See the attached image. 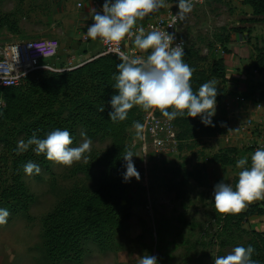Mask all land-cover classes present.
I'll list each match as a JSON object with an SVG mask.
<instances>
[{"label": "rangeland", "instance_id": "374dc122", "mask_svg": "<svg viewBox=\"0 0 264 264\" xmlns=\"http://www.w3.org/2000/svg\"><path fill=\"white\" fill-rule=\"evenodd\" d=\"M56 1L0 0V14L16 13L19 19L18 31L0 28V46L53 38L59 40L61 47L57 59L46 60L50 65L63 57L74 54L79 57L81 43L90 41H81L78 37V12L82 9L76 8V0H59L58 5ZM235 1L207 4L204 0H193L192 12L186 14L179 26L188 48L203 58L201 66L208 67L225 58L229 77L223 83L218 81V85L230 86L233 98L239 95L236 87L243 82L241 69L235 62L245 59L248 65L254 50L248 36L246 41L235 42L237 46L229 48L232 33L229 29L239 24L244 13ZM176 3L177 0H164V7L143 19L150 21L168 11H178ZM256 26L264 32V25H255V30ZM33 32L39 34L29 35ZM77 63L75 60L72 64ZM247 65H242V68ZM39 71L46 70L40 68ZM235 89L236 93L233 92ZM223 107L226 109V105L220 107L217 104L216 114H220ZM78 132V140L72 146H78L86 138L91 139L87 135L81 136L84 129L80 128ZM91 141V151L85 153L87 162L82 159L69 167L50 161V169L41 168L39 174L24 177L34 203L29 217L10 214L7 222L0 224V264H47L43 253V217L75 186L90 190L99 186L101 168L94 167L88 173L83 169L91 163L92 156L107 149L111 141L100 138ZM254 143L234 142L231 137L229 140L222 136L203 137L180 143L178 151L159 152L154 145L143 144L135 127L129 129L128 144L137 155L135 166L140 173L139 180H130L128 193L122 202L123 208L130 213V219L126 227L116 233L111 247L88 244L82 264H138L140 256L147 254L155 255L159 264H214L215 257L226 255L234 247L245 244L252 230L264 232V216H254L244 223L246 232L235 230L224 235L221 214L212 197L214 185L222 179L235 185L234 179L238 178L240 169L235 166L230 170L211 163V156L225 146L240 149ZM188 175L192 177L185 185L182 184ZM61 264L76 263L64 261Z\"/></svg>", "mask_w": 264, "mask_h": 264}, {"label": "trees", "instance_id": "16d2710c", "mask_svg": "<svg viewBox=\"0 0 264 264\" xmlns=\"http://www.w3.org/2000/svg\"><path fill=\"white\" fill-rule=\"evenodd\" d=\"M207 4L223 0H204ZM252 8V14L240 17L239 24L229 30L235 33L251 34L255 25H264V0H244ZM19 19L16 13L0 14V28L18 31ZM226 29V28H223ZM184 61L195 69L191 78L193 91L210 80L222 83L228 79V67L223 58L212 65H200L203 58L198 52L187 47ZM118 55L102 54L80 66L63 71H35L29 74L20 86L0 88V207L8 209L14 216L30 215L34 196L28 190L23 166L28 161L50 169V160L43 154L37 156L31 148L18 154L17 143L27 141L35 132L39 138L59 128L68 129L73 143L78 140V131L84 129L91 139H110L111 143L101 153L91 158L83 171L88 173L100 167L98 188L90 190L75 186L42 219L43 253L47 264H61L64 261L82 264L87 246L95 243L102 248L113 245L116 233L122 231L130 213L122 202L128 193L130 183L123 182V155L134 150L128 144V131L134 122L144 123L146 114L134 106L122 122L113 123L108 112L107 101L115 90L112 74L119 63ZM253 67L264 74V47H258ZM217 104L225 105L228 90L217 85ZM103 109V110H102ZM158 116H162L155 109ZM171 111V109H169ZM181 143L203 137L225 135L229 131L228 112L225 107L213 117L214 126H205L200 117L178 116L174 119ZM239 150L228 147L213 154L210 162L223 166L236 163ZM135 162V156L133 157ZM192 175L184 177L186 184ZM222 233L235 230L246 232L244 223L254 216H264V202L250 204L239 213H220ZM253 246L252 260L264 264V232L252 230L251 237L242 246Z\"/></svg>", "mask_w": 264, "mask_h": 264}, {"label": "clouds", "instance_id": "9594fccd", "mask_svg": "<svg viewBox=\"0 0 264 264\" xmlns=\"http://www.w3.org/2000/svg\"><path fill=\"white\" fill-rule=\"evenodd\" d=\"M162 7L164 0H103L100 11L92 10L94 23L87 26V38L119 45L126 37H134L132 42L136 49L150 50L146 56L117 50L120 62L112 74L115 92L107 101L111 108L108 116L113 123L122 122L127 119L129 110L139 106L143 110L158 109L169 121L186 114L193 118L199 116L205 126H214L217 82H205L194 92L190 81L195 69L184 61L183 45L174 43L175 33L156 29L146 32L143 27H135L138 20ZM176 7L173 23L183 21L186 14L192 12L193 0H177ZM134 127L142 139L144 125L135 121ZM73 142L68 129L57 128L45 138H39L34 132L27 141H18L17 153L31 148L37 156L43 154L46 159L69 167L82 159L87 162L85 153L91 151V139H84L78 146H72ZM134 156L137 155L131 150L122 156L123 182L140 179ZM235 166L240 169L235 185L222 179L213 187L212 197L220 213H239L251 202L264 200V148H257L250 160L247 156L238 159ZM23 171L33 175L39 174L41 168L28 161ZM9 215L8 209L0 207V224L6 223ZM254 251L251 245L236 246L230 253L215 257L214 264H257L252 260ZM138 264H159V260L155 255H141Z\"/></svg>", "mask_w": 264, "mask_h": 264}, {"label": "built area", "instance_id": "2783aa9c", "mask_svg": "<svg viewBox=\"0 0 264 264\" xmlns=\"http://www.w3.org/2000/svg\"><path fill=\"white\" fill-rule=\"evenodd\" d=\"M87 0H80L78 8H82ZM97 11H100L103 0H97ZM177 11H168L155 17L153 20H138L135 27H143L145 31L152 29L175 33L174 43L183 45L184 53L188 44L180 33V20L173 23V17ZM135 30V29H134ZM82 40L89 41L81 31L79 33ZM134 37H126L119 45H113L103 41L104 54L117 55V50L129 55L146 56L150 51H141L133 44ZM60 42L57 39H38L33 41L11 42L0 46V88L20 86L23 80L31 73L42 68L45 60L57 59L60 53ZM245 102L244 98H238ZM1 103V101H0ZM144 129L142 131L143 144H152L160 151H178L181 143L178 138V128L175 121H169L164 116H158L155 109L146 114L144 119ZM253 128V120L250 119L241 125L240 130L245 132ZM254 151L257 148H264V129L259 132L257 142L253 144Z\"/></svg>", "mask_w": 264, "mask_h": 264}, {"label": "crops", "instance_id": "0c3cea01", "mask_svg": "<svg viewBox=\"0 0 264 264\" xmlns=\"http://www.w3.org/2000/svg\"><path fill=\"white\" fill-rule=\"evenodd\" d=\"M58 1H56V5H58ZM80 0H76V8L78 10L82 9L81 12H78V34L80 33V31L85 34L87 31V26L91 25L92 23H94V21L92 20V10L96 8V5L98 3L97 0H87L84 4V6L82 8H78L77 7V3ZM235 2H237L239 4V6L243 9L244 14H252L253 10L250 6L245 5L243 2L244 0H236ZM256 30L255 28L253 29L252 33L249 35L247 34V32L244 33H230L229 39L231 40V44H230V49L233 48V46H237V44L235 42H244L246 41V37L248 36L250 40V46L251 48H253V56L252 58L247 61V63H249L248 65L245 64L246 61H244L245 59H238V61L235 62L236 65H238L237 67L239 69H241V77L243 78V82L239 83L238 86L236 87L233 92H237V94H239L238 96H236L235 98H233L231 96L232 91L230 86L227 87L228 90V96L226 98L225 101V105H226V109L228 112V120H229V131L227 134L225 135H219L222 137H226L227 140H229V137L232 138V141L234 142H243V144L246 143H250L252 141L257 142V139L259 137V132L264 129V74H259L257 72V70H255V68L253 67V63H254V59L257 53V48L258 47H264V32L262 30V28H260L259 26H256ZM35 34H39L38 32H33L30 33L29 35H35ZM79 40H81V36L78 35ZM89 42L86 44L85 42L81 43V55H79V57H77L75 54L68 57V58H59L60 60L58 62H56L55 64L52 63L50 65V61H43V65H42V69H45L46 71H63L66 69H72L75 68L77 66H80L92 59H95L97 57H99L100 55L104 54V45H103V41L99 38H97L95 41L89 38ZM82 41V40H81ZM228 44V45H229ZM237 49H239L238 47H236ZM78 50V54L79 51ZM150 51V50H148ZM237 51V50H235ZM251 57V56H250ZM75 60H77V64L73 65L72 63H75ZM225 60V58H224ZM226 62V60H225ZM243 63V64H242ZM227 64V62H226ZM72 65V66H71ZM242 65H247L244 68H242ZM228 67V65H227ZM229 71V68H228ZM243 72V73H242ZM251 73V74H250ZM229 77V74H228ZM244 93V94H243ZM238 98H244L245 102L239 101ZM252 119L253 120V130H248V131H241V125L244 124L246 121ZM254 133V134H252ZM258 136V137H257ZM252 144V143H251ZM228 147H234L237 148L235 146H225L223 148H220V150L228 148ZM239 150L238 156L236 158V161L238 159H240L241 157H244L245 155L249 154L251 156V154H253L255 151L252 150V145H249V147H240L237 148ZM218 151V152H219ZM217 152V153H218ZM216 154V153H215ZM250 156L249 157L250 159ZM219 166H223L220 164H217ZM236 163L234 165L231 166H224L226 168H229L230 170L233 169V167H235ZM235 182H237V178L234 179ZM263 201V200H261ZM256 203V202H253ZM251 203V204H253ZM250 205V204H249ZM248 205V206H249ZM247 206V207H248ZM246 207V208H247ZM245 208V209H246ZM243 209V210H245ZM261 217V216H260Z\"/></svg>", "mask_w": 264, "mask_h": 264}]
</instances>
